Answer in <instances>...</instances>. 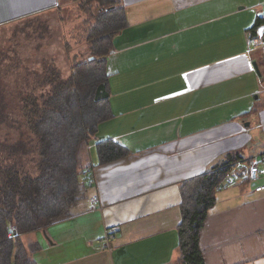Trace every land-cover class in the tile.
I'll list each match as a JSON object with an SVG mask.
<instances>
[{
    "label": "crops",
    "instance_id": "0c3cea01",
    "mask_svg": "<svg viewBox=\"0 0 264 264\" xmlns=\"http://www.w3.org/2000/svg\"><path fill=\"white\" fill-rule=\"evenodd\" d=\"M66 1L0 0V25ZM113 1L126 25L107 55L112 117L87 152L100 208L25 236L35 264H176L179 185L264 154V53L248 46L263 0ZM106 141L126 154L101 163ZM260 186L264 175L217 193L199 239L205 264H264Z\"/></svg>",
    "mask_w": 264,
    "mask_h": 264
},
{
    "label": "trees",
    "instance_id": "16d2710c",
    "mask_svg": "<svg viewBox=\"0 0 264 264\" xmlns=\"http://www.w3.org/2000/svg\"><path fill=\"white\" fill-rule=\"evenodd\" d=\"M74 1L89 14L84 22L90 57L71 66L68 78H61L56 66L42 62L41 72L29 76L47 92L37 94L36 87L27 90L23 84L9 91L0 70V264H35L36 248L25 242V236L90 210L87 152L98 125L112 117L107 55L126 19L113 0ZM260 26L262 19L252 29ZM97 152L101 163L126 154L113 141L98 143ZM29 156L35 161V175L23 169ZM237 160L240 157L233 156L179 185L176 264H205L200 235L216 205L215 188Z\"/></svg>",
    "mask_w": 264,
    "mask_h": 264
},
{
    "label": "rangeland",
    "instance_id": "374dc122",
    "mask_svg": "<svg viewBox=\"0 0 264 264\" xmlns=\"http://www.w3.org/2000/svg\"><path fill=\"white\" fill-rule=\"evenodd\" d=\"M64 10L57 6L35 16L16 19L0 26V70L8 84L14 87H36L30 73H40L42 62L56 66L61 78H68L71 66L87 60L89 42L86 40L88 12L80 10L74 0H67ZM57 5V4H55ZM97 10V4H92ZM88 50H85V48ZM27 70V71H26ZM26 77L27 83L21 80ZM23 84V85H22ZM48 88L36 87L35 93L47 92ZM23 169L36 174L33 156L26 157Z\"/></svg>",
    "mask_w": 264,
    "mask_h": 264
},
{
    "label": "built area",
    "instance_id": "2783aa9c",
    "mask_svg": "<svg viewBox=\"0 0 264 264\" xmlns=\"http://www.w3.org/2000/svg\"><path fill=\"white\" fill-rule=\"evenodd\" d=\"M264 4V0H263ZM263 20V26H262V33L259 36H256L254 38H248L249 45L248 46H257L262 49L264 53V13L261 16ZM264 154L254 156L248 160H237L233 162L229 166V170L224 175L222 181L216 186L215 190L217 192L224 191L226 189H229L241 182H249V183H257L262 175H264ZM93 169L92 167H89V169L86 172V181L89 186H93V176H92ZM264 187H256V191L263 190ZM98 197L92 196L90 198V210H96L100 207L98 206ZM116 231V228L113 227L106 233L103 241L107 247H109V243L111 240L114 239V233Z\"/></svg>",
    "mask_w": 264,
    "mask_h": 264
},
{
    "label": "bare ground",
    "instance_id": "6f19581e",
    "mask_svg": "<svg viewBox=\"0 0 264 264\" xmlns=\"http://www.w3.org/2000/svg\"><path fill=\"white\" fill-rule=\"evenodd\" d=\"M88 166H89V165H88ZM89 167H90V166H89ZM89 167H88V168H89ZM92 169H93V168H92ZM86 170H87V169H86ZM85 178H86V177H85ZM86 184H87V183H86Z\"/></svg>",
    "mask_w": 264,
    "mask_h": 264
},
{
    "label": "water",
    "instance_id": "95a60500",
    "mask_svg": "<svg viewBox=\"0 0 264 264\" xmlns=\"http://www.w3.org/2000/svg\"><path fill=\"white\" fill-rule=\"evenodd\" d=\"M102 10V9H101Z\"/></svg>",
    "mask_w": 264,
    "mask_h": 264
}]
</instances>
